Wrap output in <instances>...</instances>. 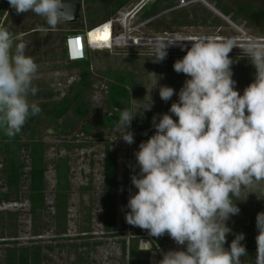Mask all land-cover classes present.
Listing matches in <instances>:
<instances>
[{"label": "clouds", "instance_id": "1", "mask_svg": "<svg viewBox=\"0 0 264 264\" xmlns=\"http://www.w3.org/2000/svg\"><path fill=\"white\" fill-rule=\"evenodd\" d=\"M8 3L18 15L41 17L47 25L43 35L66 19L65 0ZM174 36L154 42L153 62H162L169 47L185 41ZM17 39L0 26V130L9 138L41 111L28 99L37 92L33 77L38 65ZM191 42L190 48L179 45L186 54L173 64L176 73L187 77L179 92L159 88L165 102L178 95L169 108L171 115L153 116L154 134L134 153L139 172L133 168L131 184L137 191L129 195L125 220L152 237L168 235L175 242L178 248L163 252L158 264H242L241 257L247 256L241 243L245 234H235L226 249L232 232L226 221L240 212L233 197L241 200L242 189L264 181V42L209 36ZM92 44L88 42L87 57L95 52ZM233 48H239L256 70L242 95L232 78ZM151 108L152 102L136 112L121 111L117 126L127 130L121 136L124 142H135L131 123L141 109ZM256 228L255 264H264V212L257 214Z\"/></svg>", "mask_w": 264, "mask_h": 264}, {"label": "rangeland", "instance_id": "2", "mask_svg": "<svg viewBox=\"0 0 264 264\" xmlns=\"http://www.w3.org/2000/svg\"><path fill=\"white\" fill-rule=\"evenodd\" d=\"M104 1L109 7L108 0ZM138 1L133 0L125 8L133 9ZM185 1L190 3L180 5L181 0H178L176 8H190L198 3L194 0ZM227 1L235 2V6L238 3V0ZM247 2L252 3V8L255 10L264 8V0H247ZM13 11L18 15L15 9ZM101 12L102 9L97 14ZM144 12V9L139 11L135 16L129 17L126 22L122 20L116 22L114 31L115 36L125 34L128 28L126 26L129 25V29L133 28L130 36L141 39L143 44L114 46L111 49L98 50L89 54L92 60L90 78L93 84L85 93V99L89 101L92 108L88 118L70 121L68 131L63 132L58 124L53 123L48 117L43 118L40 114L37 115L42 117V120L37 122L36 138L47 144L46 208L39 211L37 215H32L30 202L26 198L29 191V179L24 176L20 186L22 198L0 204V217L4 218L0 219V264L5 263L6 248L16 244L41 245L42 254L45 255L43 264H128V257H125L122 251V241L126 240L129 243L135 227L126 222L125 213L129 211L126 205L131 193L132 162L138 147L124 142L121 136L127 131L125 129L116 127L100 133L99 128L92 126L91 133L87 134L82 131V127L90 119L102 118L109 112L107 93L110 84L113 83L116 74H128L130 71L134 73L132 76L134 86L131 87L133 112H136L140 105L152 102L154 115L164 113L171 115L169 108L173 102L178 101V95H174L165 102L159 96V88L169 86L175 89L176 93L179 92L187 77L182 73H176L173 64L186 54L179 45L190 48L192 42L178 41L176 46L167 49V57L162 62H153L154 42L169 38L170 33L175 34L173 38L176 40L193 39L198 36L240 40L264 39V21L260 22L256 18L246 20L242 18L239 22L241 25H238L241 29L227 21L220 26L201 23L192 26H175L171 23L170 9L155 14L148 20L143 18ZM15 19L12 25L15 36L19 37L15 42L25 43L26 54L31 55L38 65V71L33 77V86L37 88V92L35 95H29V102L51 103L65 95H72L78 87L71 90V86L79 81L81 70L78 67H71L66 57L63 37L64 29H68L70 24L67 26L62 21L54 31L49 33L48 37L38 38L40 32H34L32 28L25 30L24 27H17L22 25V20L15 21ZM105 29L110 30L109 26ZM105 29L92 33V40L100 41L96 37L103 35L100 32ZM26 32L28 34L23 36ZM146 41L148 43H145ZM229 55L233 61L232 78L236 81V89L242 95L243 90L254 81L244 74L245 68L253 65L239 48H233ZM144 111L141 109L137 114ZM28 140L29 138L24 139V141ZM107 142L110 143L111 151H117L119 156L114 231L116 234L112 235L106 233L104 223L103 169ZM58 157H68L71 167V188L64 204L66 207L61 212H58L55 206ZM28 170L29 168L25 169L26 172ZM6 190L5 175L2 173V164H0V191ZM233 199L237 206L245 207L248 214L256 217L258 213L264 212V181L252 188L242 189L239 197L241 200H236V197ZM9 212L13 214L9 215ZM226 225L232 229V232L234 231L237 224L233 216L226 221ZM135 228L140 231L137 235L140 239L139 248L150 249L149 264H158L163 258V252L178 248L168 235L152 237L146 230ZM86 234L89 235L84 236ZM48 245L52 248H48Z\"/></svg>", "mask_w": 264, "mask_h": 264}, {"label": "trees", "instance_id": "3", "mask_svg": "<svg viewBox=\"0 0 264 264\" xmlns=\"http://www.w3.org/2000/svg\"><path fill=\"white\" fill-rule=\"evenodd\" d=\"M133 0H108V4L104 0H85V17L75 23V27H79L75 33H84L85 29L91 30L103 22L115 16L122 8L126 7ZM139 0L138 2H140ZM137 2V3H138ZM250 2H240L236 6H230L223 3L221 0L216 1V7L226 16H229L233 22L239 24L241 18L264 21V8L255 10ZM178 0H155L147 2L141 10H145L143 18L146 20L153 18L155 14H159L166 10H171V23L175 26H192L197 23L202 25H222L226 23L220 15L216 14L204 3L198 1L197 4L190 8L177 9ZM10 8L8 0H0V16L2 17L6 10ZM102 9L98 15L97 12ZM108 9V10H106ZM105 14V15H102ZM104 16V17H103ZM6 19L4 27L7 28L14 36L13 30L7 26ZM109 24L100 27V29L108 28ZM99 30V29H97ZM72 67L80 68V79L76 84L71 86V90L78 87L71 95H65L58 101L51 103H38L41 111L39 114L45 118L48 117L53 123L58 124L63 132L68 131V123L70 121H80L88 118L91 114V105L85 99V93L92 87L90 56L84 60L71 62ZM255 68L249 65L245 68L246 76L255 78ZM134 73L116 74L113 83L110 84L107 93L108 111L102 118H92L83 127L84 133L90 134L92 126L99 128L102 133L106 129H114L118 127L120 113L123 109L133 112L132 107V92ZM72 114V115H71ZM154 110L144 111L139 113L133 119L129 131L134 135V147H138L140 142L146 141L154 134L155 129L152 124ZM42 117L37 115L29 116L26 123L22 127L20 133L12 138L6 136L3 130H0V164H2V173L5 175V185L7 190L0 191V204L11 200H20V186L24 176L29 179V191L26 195L30 202V212L32 215H37L39 211L46 208V189L48 163L46 161L47 144L36 138L38 129L37 122L42 120ZM65 118L64 120H62ZM62 120V121H61ZM126 130V129H125ZM147 133V135H145ZM29 138L28 141H24ZM67 147L68 144H65ZM104 156V223L107 234H116L115 210H116V191L118 188L119 176V156L117 151H111L110 143L105 145ZM56 199L55 206L58 212H61L69 196L71 188L70 182V164L68 157H58L56 160ZM29 168L26 172L25 169ZM132 168H135V173L139 172L136 165V159L132 162ZM132 174H134L132 169ZM137 191L131 184V193ZM233 202L235 203L234 199ZM240 212L234 215L237 227L233 232L227 235L228 243L225 248H228L231 241L235 238V234L244 233L245 239L241 241L246 246L247 256L241 257L242 264H255L257 255L256 236L258 234L256 228V217L247 213L245 207L238 206ZM13 213L9 212V215ZM0 219H4L0 217ZM140 234L135 227L133 228V237L129 240L122 241V251L124 256L128 257V264H149L150 249L139 248ZM86 234L84 236H88ZM7 241V240H5ZM161 243L160 240H158ZM8 243V242H6ZM16 243V242H15ZM48 248H52L48 245ZM43 247L41 245H14L7 247L5 252L4 264H43L45 255L42 254Z\"/></svg>", "mask_w": 264, "mask_h": 264}, {"label": "built area", "instance_id": "4", "mask_svg": "<svg viewBox=\"0 0 264 264\" xmlns=\"http://www.w3.org/2000/svg\"><path fill=\"white\" fill-rule=\"evenodd\" d=\"M65 1H74V0H65ZM75 1H79V2L82 3V17L84 18L85 17V0H75ZM189 3H190V1L186 2L185 0H181V4L180 5L189 4ZM133 9L129 10V9L125 8V7L122 8L115 16H113L109 20L103 22L102 24H100L96 28H100L102 26H105V25L109 24V28H110V31H111V34H112V37H113L114 40H118L122 36L124 37L125 35L130 36V33H131L133 28L129 29V27H130L129 25L126 26L128 28L125 30L126 31L125 34H121V35H116L115 36V32L114 31H115V23L116 22H120L121 20L123 22H126V17L128 18L129 14L132 12ZM136 13L133 16H135ZM5 21H6V15H3L2 17L0 16V26L4 27ZM91 31L92 30L89 31L88 29H85L83 34L68 35L66 37L65 50H66L67 60H69L70 62H73V61H78V60H84L87 57L86 53L89 50L88 42L91 41L90 40ZM132 38H135V37H132ZM135 39H137V38H135ZM92 45H93L92 51L106 49L104 46L101 47L99 45H96L95 42H93ZM107 49H111V47H109Z\"/></svg>", "mask_w": 264, "mask_h": 264}, {"label": "crops", "instance_id": "5", "mask_svg": "<svg viewBox=\"0 0 264 264\" xmlns=\"http://www.w3.org/2000/svg\"><path fill=\"white\" fill-rule=\"evenodd\" d=\"M150 1V0H149ZM195 2H198V1H200V2H203L208 8H210L212 11H214L216 14H218V15H220L222 18H224V20H226L227 22H229V23H231L232 25H234L235 27H237V28H239V29H241L238 25H241L240 23L239 24H236L235 22H233L232 20H231V18L229 17V16H226V15H224L217 7H216V1L217 0H194ZM223 3H227V4H229L230 6H235V2H232V3H230V2H228L227 0H221ZM247 0H238V3H240V2H246ZM237 3V4H238ZM236 4V5H237ZM14 9L13 8H8L7 10H6V12H5V14L4 15H6V19L8 20V24H7V26L8 27H10L12 30H13V32H14V37H16L15 36V29H14V26L12 25L13 23H15L14 22V18H16L15 19V21L17 20V19H19V20H22V25L20 24L19 26H17V27H24L25 28V30H26V28H32L33 29V31L34 32H40L39 33V36H38V38H46V37H48L49 36V33L51 32V31H49L48 32V34L47 35H43L42 34V31H43V28H46L47 27V25H46V22L41 18V17H39V16H37V15H35L34 13H31V12H28V13H23V14H21L22 16H18V15H16L15 13H14V11H13ZM139 11H141V9L139 10ZM138 11V12H139ZM137 12V13H138ZM136 13V14H137ZM242 19V18H241ZM244 19V18H243ZM244 20H246V19H244ZM80 21V20H79ZM79 21H77L76 23H78ZM30 22V23H29ZM65 22V21H64ZM66 24H67V26H68V29H64V32H65V35H64V37H63V42L66 40V37L68 36V35H76L77 33H75V31L77 30V29H80V26L78 27H75L74 26V24L75 23H67V22H65ZM34 24V25H33ZM44 25H46V26H44ZM28 34V32H26V33H24L23 34V36H26ZM82 34V33H81ZM67 57V56H66ZM72 67V66H71Z\"/></svg>", "mask_w": 264, "mask_h": 264}, {"label": "water", "instance_id": "6", "mask_svg": "<svg viewBox=\"0 0 264 264\" xmlns=\"http://www.w3.org/2000/svg\"><path fill=\"white\" fill-rule=\"evenodd\" d=\"M148 1L149 0H141L130 13L131 16H133L137 11H139ZM65 3L66 5H68V7L66 8V19L63 21L67 23H76L82 18V3L79 1H75V0L65 1ZM216 39H221V38H216ZM191 40L192 38H190V42ZM237 40H240V39H237ZM260 42H264V39H262Z\"/></svg>", "mask_w": 264, "mask_h": 264}, {"label": "bare ground", "instance_id": "7", "mask_svg": "<svg viewBox=\"0 0 264 264\" xmlns=\"http://www.w3.org/2000/svg\"><path fill=\"white\" fill-rule=\"evenodd\" d=\"M131 16V14H129L128 18ZM126 17V20L128 19ZM108 25V24H107ZM106 26V25H105ZM97 29L100 30V28H93L91 29V33H90V40L92 42H95L96 45H99L101 47H105L106 49L111 47L113 48L114 46H122V45H126V44H134L136 45L137 43H140V44H143V42L141 41V39H135V38H132L131 36H128V35H125L124 37L122 36L120 39L118 40H114L113 37H112V34H111V31L108 30L107 33H108V39L107 40H100V41H94L92 40V37H91V34L92 33H95L96 31H98ZM110 29V28H109ZM102 30V29H101ZM90 31V30H89ZM105 30H103L102 32L100 33H103L104 34ZM248 38H245L243 40H247ZM185 41H190V38H188V40H185ZM145 43H148V41H146ZM112 45V46H111Z\"/></svg>", "mask_w": 264, "mask_h": 264}, {"label": "snow or ice", "instance_id": "8", "mask_svg": "<svg viewBox=\"0 0 264 264\" xmlns=\"http://www.w3.org/2000/svg\"><path fill=\"white\" fill-rule=\"evenodd\" d=\"M97 40H107L108 39V34H107V29H105V32L103 35L96 37Z\"/></svg>", "mask_w": 264, "mask_h": 264}]
</instances>
